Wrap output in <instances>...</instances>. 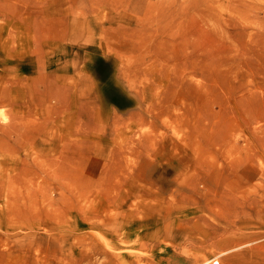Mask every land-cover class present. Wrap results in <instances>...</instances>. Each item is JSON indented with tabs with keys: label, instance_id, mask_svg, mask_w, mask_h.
Masks as SVG:
<instances>
[{
	"label": "rangeland",
	"instance_id": "1",
	"mask_svg": "<svg viewBox=\"0 0 264 264\" xmlns=\"http://www.w3.org/2000/svg\"><path fill=\"white\" fill-rule=\"evenodd\" d=\"M252 163L264 0H0V264H264Z\"/></svg>",
	"mask_w": 264,
	"mask_h": 264
},
{
	"label": "bare ground",
	"instance_id": "2",
	"mask_svg": "<svg viewBox=\"0 0 264 264\" xmlns=\"http://www.w3.org/2000/svg\"><path fill=\"white\" fill-rule=\"evenodd\" d=\"M252 165L256 168V171L257 170H259V168L261 169V170H263V168H264V166L263 165H261L259 168H257V166L254 164V163H252ZM241 166H243V167H241ZM245 166H251L250 164H248V165H243L242 163H240V162H237V163H231V164H229V165H227V164H223V163H218V162H215V163H210V164H205V166H202L201 165V167H202V169L203 170H205V169H210V170H212L214 173H217V176L218 175H220V173H223L225 170H229V172L231 173V174H236L237 173V171H241V170H243V169H245ZM229 172L226 174V175H228L229 174ZM243 186V185H242ZM239 188H241V185H234L233 187H231V189H233L232 191V194H233V198H235V199H237V198H247L244 194H242V195H239ZM211 203L210 202H207V204L206 205H202V206H200V208H198L196 211H211ZM176 210H178L177 208H176ZM169 215H170V213H167L165 216H164V218L163 219H165V218H168L169 217Z\"/></svg>",
	"mask_w": 264,
	"mask_h": 264
}]
</instances>
